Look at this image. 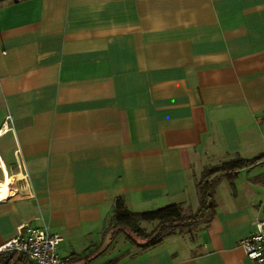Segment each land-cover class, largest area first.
I'll list each match as a JSON object with an SVG mask.
<instances>
[{
  "label": "crops",
  "instance_id": "crops-1",
  "mask_svg": "<svg viewBox=\"0 0 264 264\" xmlns=\"http://www.w3.org/2000/svg\"><path fill=\"white\" fill-rule=\"evenodd\" d=\"M8 115L0 247L48 225L61 257L94 264L118 198L189 206L206 167L264 157V0H0V130ZM215 200L193 240L114 258L254 264L239 242L264 216V159Z\"/></svg>",
  "mask_w": 264,
  "mask_h": 264
},
{
  "label": "trees",
  "instance_id": "trees-1",
  "mask_svg": "<svg viewBox=\"0 0 264 264\" xmlns=\"http://www.w3.org/2000/svg\"><path fill=\"white\" fill-rule=\"evenodd\" d=\"M264 157L255 159H242L236 157L234 160L217 166L206 167L196 184V191L200 201L199 211L185 214L183 204H170L150 212H134L130 210L122 198H118L110 221L109 231L112 239L123 234L131 245L138 246L142 253L161 244L165 239L182 235L185 232L191 234L194 228L211 220L216 213L215 195L217 188L223 180H227L233 186L239 173L248 167L263 161ZM143 223H156L151 232H147ZM20 261L32 264L18 253ZM120 258H114L106 264H119Z\"/></svg>",
  "mask_w": 264,
  "mask_h": 264
},
{
  "label": "built area",
  "instance_id": "built-area-1",
  "mask_svg": "<svg viewBox=\"0 0 264 264\" xmlns=\"http://www.w3.org/2000/svg\"><path fill=\"white\" fill-rule=\"evenodd\" d=\"M11 116L6 117L0 130V135L12 131L8 126ZM27 181V176H22ZM39 220L43 221V217ZM254 231L246 238L240 240L239 245L245 255L254 264H264V216L253 221ZM62 238L53 234L48 225L35 227L29 224L18 228L17 237L0 247V255L5 253H18L32 264H70L71 257H61L58 254Z\"/></svg>",
  "mask_w": 264,
  "mask_h": 264
},
{
  "label": "rangeland",
  "instance_id": "rangeland-1",
  "mask_svg": "<svg viewBox=\"0 0 264 264\" xmlns=\"http://www.w3.org/2000/svg\"><path fill=\"white\" fill-rule=\"evenodd\" d=\"M196 180H197V178H196ZM195 194H196L195 197L191 198L189 206H184L185 214H191V213H195V212L199 211L200 201H199L197 191ZM114 209H115V205H114L113 211H114ZM150 211H154V210L146 209V210H143L142 212H150ZM106 225H107L106 227L109 228V225H110L109 220L106 222ZM155 225H156V223H143L142 227L147 232H151L154 229ZM199 227L194 228L191 231L192 232L191 234L185 232L184 234H182L180 236H182V238L185 241L193 240V238H195L196 233L198 232ZM165 241L167 243L173 242L172 239H166ZM128 244H130V242L128 241V239L123 234L118 235L115 239H112L108 248L104 249L103 252H101L98 259H96L94 261V264H104L106 260L114 258L115 256H120L121 258H124V257L129 256V255H135V254L142 253V250L140 248H138V246H135V245H134L133 249H131L128 253L124 252V248Z\"/></svg>",
  "mask_w": 264,
  "mask_h": 264
},
{
  "label": "bare ground",
  "instance_id": "bare-ground-1",
  "mask_svg": "<svg viewBox=\"0 0 264 264\" xmlns=\"http://www.w3.org/2000/svg\"><path fill=\"white\" fill-rule=\"evenodd\" d=\"M7 185V188L10 187V178L7 177V181L4 182V183H0V188H3V186H6Z\"/></svg>",
  "mask_w": 264,
  "mask_h": 264
}]
</instances>
